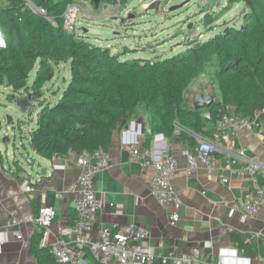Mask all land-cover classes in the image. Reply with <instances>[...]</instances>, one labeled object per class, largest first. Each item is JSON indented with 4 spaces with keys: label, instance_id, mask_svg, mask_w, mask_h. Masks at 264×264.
<instances>
[{
    "label": "trees",
    "instance_id": "16d2710c",
    "mask_svg": "<svg viewBox=\"0 0 264 264\" xmlns=\"http://www.w3.org/2000/svg\"><path fill=\"white\" fill-rule=\"evenodd\" d=\"M32 1L46 9V15L35 12L26 0H5L0 10V32L6 42L0 50V86L29 91V77L39 60L31 89L44 95L41 88L50 78L52 63L71 62V78L61 97L55 104L41 102L37 127L30 133V145L38 155L52 160L69 149L108 151L115 133L139 117L146 120L145 148L156 134L168 139L179 134L186 141L190 130L201 132L206 112L218 123L227 105L240 117L260 111L264 119V0H230L247 5L245 24L197 39L185 50L166 56L155 49L156 42L124 44V49L113 52L68 30L63 13L71 3L84 8L81 0ZM217 19L206 12L203 25ZM128 21H121L122 25ZM151 49L153 56L125 57ZM212 70L214 107L195 109L193 98L200 93L190 95L191 85ZM21 169L17 166L13 173L19 175ZM75 217L76 212L69 216L71 224ZM42 238L36 229L32 254L39 264H58L50 248L40 245ZM234 240L250 257L255 256L245 239L234 236Z\"/></svg>",
    "mask_w": 264,
    "mask_h": 264
},
{
    "label": "crops",
    "instance_id": "0c3cea01",
    "mask_svg": "<svg viewBox=\"0 0 264 264\" xmlns=\"http://www.w3.org/2000/svg\"><path fill=\"white\" fill-rule=\"evenodd\" d=\"M5 5V0H0V10ZM29 86V91H35L31 89L32 85ZM3 106L7 104L1 101L0 107ZM205 114L201 132L190 130L186 141L179 134L172 139L163 134L154 135L151 142L153 157L146 163L133 160L130 152L133 145L140 144L143 147L146 130L144 118L140 126L132 125V121L115 133L108 149L110 167L96 175L97 194L103 198L104 204L93 222L90 232L92 238L97 237L102 227L121 230L135 224L150 231L149 243L158 255L167 258L166 264H175L177 258L210 264L209 258L215 262L220 249L231 247L238 248L241 254L252 260V264H264L262 211L251 217L242 204L247 194L253 196L258 181L248 174L233 175L228 163L224 169L213 173L200 164L189 175V163L183 155L185 149H195L200 141L214 142L220 149L218 155L223 159L227 158L226 152L235 155L245 149L248 157L262 164L258 177L259 181L263 180L264 120L258 130L233 129L227 132L228 137L225 139L222 135L226 132L217 135V122L206 118ZM0 120V264H39L32 254V237L37 229L35 224L23 221L16 227H8L7 222L12 217L35 215L45 205L53 207L56 217L50 225L47 239L42 238L40 242L41 246L50 248L60 236V228L71 224L69 216L76 211V194L70 190V186L78 180L81 168L67 155L50 160L38 155L32 146L17 156V150L10 149V140L3 141L5 123L10 122L3 108L0 109ZM188 139L197 144L193 146ZM165 152L172 153L178 161L172 177L174 187L183 201L177 224L170 223L169 208L159 204L151 189L155 161ZM29 158L34 160L33 166L28 164ZM55 164H64L65 168L54 169ZM17 166L22 168L19 175L13 173ZM239 166L241 164L235 165ZM28 182L35 188L34 191L26 190ZM14 229L21 231L23 240L16 237ZM234 236L245 239L255 256L250 257L234 240ZM81 264L104 263L86 255ZM108 264L118 263L113 261Z\"/></svg>",
    "mask_w": 264,
    "mask_h": 264
},
{
    "label": "built area",
    "instance_id": "2783aa9c",
    "mask_svg": "<svg viewBox=\"0 0 264 264\" xmlns=\"http://www.w3.org/2000/svg\"><path fill=\"white\" fill-rule=\"evenodd\" d=\"M27 5L39 14L46 15V9L38 7L32 0H26ZM85 10L76 3L69 4L64 13V24L68 30L78 32L83 25ZM48 17V16H47ZM1 34V32H0ZM6 42L0 39V45ZM226 112L218 120V134L226 132L223 138L233 129L258 130L262 127L263 118L260 111L252 116L240 117L235 113L234 107L227 105ZM211 119V113L205 114ZM220 149L212 141H200L195 149H185L183 155L188 160L187 173L193 174L195 169L203 164L208 172L224 169L225 164L231 165L233 175L248 174L254 177L258 184L254 194H247L242 199L245 212L255 217L259 210L262 211L264 220V179L259 181V173L262 164L248 157L246 150L242 149L232 155L226 152L227 158L223 159L218 155ZM131 158L135 161L146 163L153 157L150 147H141L136 144L130 147ZM74 163L81 168L78 180L70 186V190L76 194V217L72 224L63 225L60 228V236L50 246V252L54 255L59 264H81L86 255H91L104 264L117 262L118 264H155L158 261L166 264L167 258L157 254L149 243L150 231L135 224L127 225L121 230H112L109 227H102L96 238H92L90 232L97 217L99 209L103 206L104 200L97 194L96 175L98 172L110 167L111 158L108 151L102 147L90 151L87 149L76 151L69 149L66 154ZM241 164L239 167L235 165ZM177 158L170 152L155 161V173L151 180L152 194L160 205L167 206L170 210V223L177 224L183 207V201L176 191L172 177L177 170ZM64 164H55L54 169H64ZM226 181V179H225ZM26 190L32 192L35 188L28 182ZM56 217L53 207L45 205L39 215H28L23 217H12L8 227H16L23 221H30L43 233V239H47L50 233V225ZM17 238L23 240L19 229H14ZM25 245L28 243L25 242ZM208 246L210 243L208 242ZM173 256V254H172ZM191 262V260L175 259V264ZM252 260L241 254L238 248H222L217 254L215 262L210 264H252ZM262 264V263H259Z\"/></svg>",
    "mask_w": 264,
    "mask_h": 264
},
{
    "label": "rangeland",
    "instance_id": "374dc122",
    "mask_svg": "<svg viewBox=\"0 0 264 264\" xmlns=\"http://www.w3.org/2000/svg\"><path fill=\"white\" fill-rule=\"evenodd\" d=\"M261 1V0H260ZM85 14L83 25L87 31L79 30L88 40L99 46H107L113 52L119 51L124 44L134 46L141 42H156L159 54L172 55L191 46L197 39H207L217 33L228 32L234 27L245 24V13H249L244 1L230 0H81ZM218 18L210 26H204L206 12ZM129 20L122 25L123 20ZM131 22V24H130ZM77 32V34H78ZM81 34L77 35L79 37ZM5 38L0 34V39ZM80 39V38H78ZM4 44L0 45V50ZM124 49V48H122ZM158 54V53H157ZM153 49L128 53L125 57L153 56ZM71 62L52 63L50 78L41 90L46 102L55 104L68 86L71 78ZM39 68V60L31 72L28 84L33 85ZM213 70L204 73L191 85L190 95L203 93L210 95L215 90ZM11 87L0 86V102L7 121L5 136L9 138L11 150L25 153L31 149L30 133L37 127L38 112L41 107L27 117L22 116L13 99ZM0 107V109H2ZM16 152V151H15ZM13 159V157H11ZM27 163V162H26ZM13 164V162H12Z\"/></svg>",
    "mask_w": 264,
    "mask_h": 264
},
{
    "label": "water",
    "instance_id": "95a60500",
    "mask_svg": "<svg viewBox=\"0 0 264 264\" xmlns=\"http://www.w3.org/2000/svg\"><path fill=\"white\" fill-rule=\"evenodd\" d=\"M81 30L87 31V28L81 27ZM13 101L17 105L22 116L27 117L32 115L37 107L41 106V102L44 100L41 91H27L26 89H22L20 91H16L13 94ZM215 104V99L212 95H205L203 93L197 94L193 98V106L195 109H212ZM143 118L139 117L132 122V125L137 124L140 126L142 124ZM2 129V121L0 120V131ZM9 138L5 136L3 141H7ZM174 141V140H173ZM28 164L30 166L34 165V160L32 158L28 159Z\"/></svg>",
    "mask_w": 264,
    "mask_h": 264
}]
</instances>
